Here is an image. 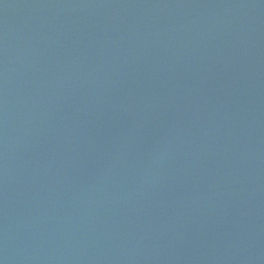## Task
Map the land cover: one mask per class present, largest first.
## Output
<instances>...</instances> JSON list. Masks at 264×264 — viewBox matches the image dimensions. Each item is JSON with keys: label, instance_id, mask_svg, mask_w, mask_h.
I'll return each instance as SVG.
<instances>
[{"label": "water", "instance_id": "95a60500", "mask_svg": "<svg viewBox=\"0 0 264 264\" xmlns=\"http://www.w3.org/2000/svg\"><path fill=\"white\" fill-rule=\"evenodd\" d=\"M0 264H264V0H0Z\"/></svg>", "mask_w": 264, "mask_h": 264}]
</instances>
